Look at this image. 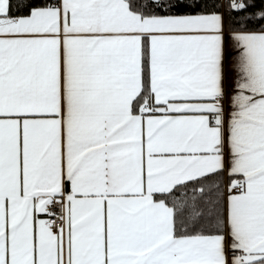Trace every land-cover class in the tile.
Returning <instances> with one entry per match:
<instances>
[{
  "label": "snow or ice",
  "instance_id": "6c2138e0",
  "mask_svg": "<svg viewBox=\"0 0 264 264\" xmlns=\"http://www.w3.org/2000/svg\"><path fill=\"white\" fill-rule=\"evenodd\" d=\"M215 7L0 0V264H264V0Z\"/></svg>",
  "mask_w": 264,
  "mask_h": 264
},
{
  "label": "trees",
  "instance_id": "16d2710c",
  "mask_svg": "<svg viewBox=\"0 0 264 264\" xmlns=\"http://www.w3.org/2000/svg\"><path fill=\"white\" fill-rule=\"evenodd\" d=\"M208 2L212 5H215V10L221 12L224 17H225V21L226 23L228 22V20L230 19V17L232 18H236L238 19V17L235 16V13H230L229 9H228V1H224V0H208ZM257 3H260V0H257ZM260 9L259 7H257L256 9H253L252 11L246 13V15H248L249 17H251L253 15V12H258ZM258 25L255 24V22H253V24L249 25V28L253 29V30H258Z\"/></svg>",
  "mask_w": 264,
  "mask_h": 264
},
{
  "label": "crops",
  "instance_id": "0c3cea01",
  "mask_svg": "<svg viewBox=\"0 0 264 264\" xmlns=\"http://www.w3.org/2000/svg\"><path fill=\"white\" fill-rule=\"evenodd\" d=\"M235 57H233V59H234Z\"/></svg>",
  "mask_w": 264,
  "mask_h": 264
}]
</instances>
